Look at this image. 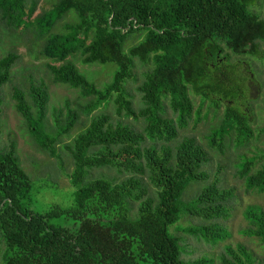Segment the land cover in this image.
Instances as JSON below:
<instances>
[{"label": "trees", "instance_id": "obj_1", "mask_svg": "<svg viewBox=\"0 0 264 264\" xmlns=\"http://www.w3.org/2000/svg\"><path fill=\"white\" fill-rule=\"evenodd\" d=\"M0 0V22L9 30L27 29L37 0ZM253 0H57L36 17L39 32L46 36L41 55L60 65H48L54 84L66 85L91 97L86 115L112 102L119 114L142 119L141 132L128 124L112 122L104 113L90 122L67 145L73 169L68 175L75 188L73 205L50 206L33 213L27 206L32 181L20 166L15 144L0 147V264H185L180 240L168 232L182 214L211 221L226 216L231 192L210 184L187 205L181 198L192 181L206 179L201 167L206 151L194 138L174 147L178 128L187 125L194 110L189 89L201 99L238 100L242 85L234 83L237 65L228 64L229 53L258 57L264 44V19L248 9ZM71 15L63 33H51L58 21ZM137 40L131 47L129 42ZM80 54L83 65L116 67L111 81L98 88L68 59ZM17 55L0 58L1 89L9 81ZM152 64L137 90L142 107L136 112L125 84L132 78L134 61ZM15 109L27 120L40 147L56 155L58 136L68 135L78 115L70 109L55 114L56 134L46 132L48 93L33 87L29 99L15 89ZM169 100L173 118L166 115ZM63 118V120H61ZM227 129L250 136L246 110L228 107L223 124L209 142L221 150ZM1 134V123H0ZM157 143H163L158 147ZM253 161L243 159L239 176L246 188L264 192V164L252 171ZM104 169L129 176L117 181ZM147 182L156 189L148 195ZM137 203V205H135ZM248 228L242 233L264 242V210L250 206L244 211ZM63 219L72 227L52 224ZM213 242L228 234L217 225L185 229ZM223 264H260L245 248H225ZM199 259L191 264H208Z\"/></svg>", "mask_w": 264, "mask_h": 264}, {"label": "rangeland", "instance_id": "obj_2", "mask_svg": "<svg viewBox=\"0 0 264 264\" xmlns=\"http://www.w3.org/2000/svg\"><path fill=\"white\" fill-rule=\"evenodd\" d=\"M57 0H37V5L30 20V26L16 31L7 29L0 22V58L13 52L17 60L10 70L9 81L2 86V112L0 117L1 134L0 147L15 144V153L20 166L32 181V195L27 205L33 213H43L50 206L70 207L73 205V192L68 175L73 169V162L65 149L90 122L91 116L104 113L111 121L128 124L136 131L141 132L144 127L142 119L126 117L119 114L112 102L100 107L90 115H86V107L91 97H83L79 91L66 85L54 84L53 77L48 70V65H60L41 55L46 36L38 30L36 17L52 8ZM31 1L27 0L29 7ZM260 19H264V0H253L248 7ZM75 19L69 15L58 21L51 33H63L64 25L71 24ZM137 40L131 41L127 47H131ZM258 57L249 55H233L226 50L228 64L237 65L234 71V83H240L244 90V96L238 100L221 101L216 106L212 99H201L189 89V97L194 106L191 118L187 125L178 128L177 138L170 143L174 147L184 138H194L202 146L208 155V161L201 167L205 178L200 181H192L188 184L181 198L182 204L187 205L204 187L215 184L219 189L231 192L226 202V216L206 221L189 214H182L179 221L168 228L172 236L180 240L181 259L185 264H191L199 259H208V264H223L226 257L227 246L236 249L242 246L252 255L253 259L264 264V242L256 237H247L242 232L248 228V222L244 218V211L250 206H260L264 210V192L249 190L245 181L239 176V165L243 159L253 161L252 171L264 164V44L260 45ZM81 74L101 88L111 81L116 67L108 65H83L80 54H75L68 59ZM132 78L125 84V89L131 97L134 110L137 112L142 107L141 94L137 90L144 80V74L152 68V64H141L134 61ZM42 87L48 93L47 113L45 117L46 132L56 134L57 124L55 114L62 112V116L70 109L78 115V119L68 135L58 136L54 145L56 155L51 157L36 141L29 123L18 114L15 109L13 93L15 89L21 90L27 101L29 92L33 87ZM166 115L173 118V112L169 106V100H164ZM228 107L246 110L249 121L250 136L244 141H239L240 134L235 129H227L221 150L212 146L209 142L210 135L223 124L225 111ZM63 120V118H61ZM158 147L163 143H157ZM94 174H106L117 181L129 176L126 173L117 174L115 171L99 169ZM148 195L156 199V189L147 182ZM137 205V203L135 204ZM52 224L72 227L70 220L57 219ZM217 225L228 235L222 240L213 242L200 235L185 232V229H199L204 226ZM4 246L0 241V260Z\"/></svg>", "mask_w": 264, "mask_h": 264}]
</instances>
